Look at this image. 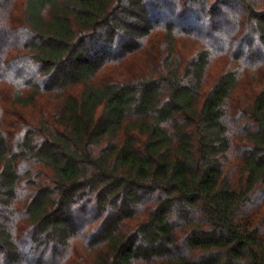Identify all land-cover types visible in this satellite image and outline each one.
Instances as JSON below:
<instances>
[{"label": "trees", "instance_id": "16d2710c", "mask_svg": "<svg viewBox=\"0 0 264 264\" xmlns=\"http://www.w3.org/2000/svg\"><path fill=\"white\" fill-rule=\"evenodd\" d=\"M0 83V264H264V0H0Z\"/></svg>", "mask_w": 264, "mask_h": 264}, {"label": "rangeland", "instance_id": "374dc122", "mask_svg": "<svg viewBox=\"0 0 264 264\" xmlns=\"http://www.w3.org/2000/svg\"><path fill=\"white\" fill-rule=\"evenodd\" d=\"M114 66H115V65H114ZM111 70H112V72H114L115 74H119V70H118L117 68H113V67H112ZM111 70H110V71H111ZM2 89H4V86H3V83H0V95H1V90H2ZM2 93H3V92H2ZM0 98H2V97H0ZM3 99H5V98H3ZM5 100H6V99H5Z\"/></svg>", "mask_w": 264, "mask_h": 264}]
</instances>
